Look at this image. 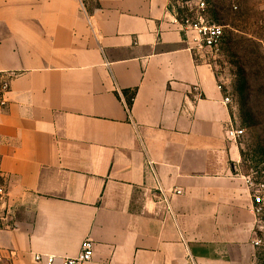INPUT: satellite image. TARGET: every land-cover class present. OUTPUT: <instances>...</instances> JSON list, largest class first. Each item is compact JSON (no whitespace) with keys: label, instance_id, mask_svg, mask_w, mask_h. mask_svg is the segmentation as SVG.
<instances>
[{"label":"crops","instance_id":"obj_1","mask_svg":"<svg viewBox=\"0 0 264 264\" xmlns=\"http://www.w3.org/2000/svg\"><path fill=\"white\" fill-rule=\"evenodd\" d=\"M171 1L0 0L5 264L74 257L87 238L90 264H255L241 144L224 134L238 110ZM156 188L182 191L171 215Z\"/></svg>","mask_w":264,"mask_h":264},{"label":"rangeland","instance_id":"obj_2","mask_svg":"<svg viewBox=\"0 0 264 264\" xmlns=\"http://www.w3.org/2000/svg\"><path fill=\"white\" fill-rule=\"evenodd\" d=\"M210 18L224 26V36L217 49L206 59L215 68L225 88L237 104L239 126L245 129L240 141L241 171L255 173L264 181V165L259 161L264 149V0H237L236 9L230 0H207ZM247 82L243 95L247 108L253 114L251 127H246L240 117L239 101L241 80ZM262 245L257 247L255 264H264V232L258 233Z\"/></svg>","mask_w":264,"mask_h":264},{"label":"built area","instance_id":"obj_3","mask_svg":"<svg viewBox=\"0 0 264 264\" xmlns=\"http://www.w3.org/2000/svg\"><path fill=\"white\" fill-rule=\"evenodd\" d=\"M233 8L236 9L237 0H230ZM172 23L177 25L184 35L188 50L200 57H206L210 51L217 49L224 36V26L217 25L211 20L207 0H172L171 1ZM14 73H8L0 77V111H2L8 100L6 95L11 89V80ZM219 89L223 91V105L233 110L237 109V104L233 95L228 91L223 83L219 84ZM225 138L228 142L238 144L245 137V129L234 123H229L224 130ZM2 156L0 154V232L11 228L10 215L12 205L10 194L5 185V174L1 168ZM246 183L251 193L253 212L255 216L256 233L264 232V181L258 179L255 173L246 175ZM159 195L158 201L163 204L167 214H172L171 197L181 195L180 189H175L171 193L156 188ZM170 194V195H169ZM255 247L262 245V240L257 236L253 241ZM95 243L87 238L78 255L74 257L59 258L49 255H34V261L38 264H90L93 261ZM0 264H5V256L0 249Z\"/></svg>","mask_w":264,"mask_h":264},{"label":"trees","instance_id":"obj_4","mask_svg":"<svg viewBox=\"0 0 264 264\" xmlns=\"http://www.w3.org/2000/svg\"><path fill=\"white\" fill-rule=\"evenodd\" d=\"M241 82H242V83H241V85H240V87H241L240 91H241V95H242V97H241V99H240V101H239L240 117H241V120H242L243 124H244L246 127H251V126H252L251 122H252V120H253V114H252L251 111L247 108V101H246L247 99H246V97L243 95V92L245 91V88H246L247 82H246V80H244V79H242ZM133 96H134V93L131 95V98H130V100H129V106L131 105V100H132ZM260 152H261V154H260L261 157H260V160H259V161L264 165V149L261 148ZM242 156H243V155H242ZM242 161L245 162V160H243V158H242ZM247 175H249V174H247Z\"/></svg>","mask_w":264,"mask_h":264}]
</instances>
